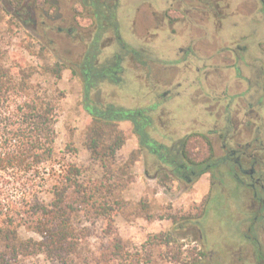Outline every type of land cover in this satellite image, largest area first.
Wrapping results in <instances>:
<instances>
[{
    "label": "flooded vegetation",
    "instance_id": "flooded-vegetation-1",
    "mask_svg": "<svg viewBox=\"0 0 264 264\" xmlns=\"http://www.w3.org/2000/svg\"><path fill=\"white\" fill-rule=\"evenodd\" d=\"M3 2L65 65L87 120L132 142L151 199L172 209L199 182L180 217L148 215L140 189L146 218L171 242L185 229L199 264H264V0Z\"/></svg>",
    "mask_w": 264,
    "mask_h": 264
},
{
    "label": "trees",
    "instance_id": "trees-1",
    "mask_svg": "<svg viewBox=\"0 0 264 264\" xmlns=\"http://www.w3.org/2000/svg\"><path fill=\"white\" fill-rule=\"evenodd\" d=\"M3 13L0 6V19ZM11 19L18 24V18ZM5 58L0 48V264H17L39 255L60 264H126L127 246L114 226V217L129 206L148 209L145 203L123 199L133 158L120 163L116 152L126 135L106 119L93 117L87 123L83 144L100 167V176L85 177V168L68 159L77 154L72 142H66L62 150L56 145L55 124L63 92L56 82L47 90L32 80L40 69L58 80L65 65L56 61L39 67L7 63ZM99 219L104 221L108 242L91 251L86 224ZM21 227L38 238L21 237ZM153 238L159 239L162 248L169 247L172 239L160 232L145 243ZM170 252L163 251L161 258L199 264L189 250L183 258L177 247L172 257H168Z\"/></svg>",
    "mask_w": 264,
    "mask_h": 264
},
{
    "label": "rangeland",
    "instance_id": "rangeland-1",
    "mask_svg": "<svg viewBox=\"0 0 264 264\" xmlns=\"http://www.w3.org/2000/svg\"><path fill=\"white\" fill-rule=\"evenodd\" d=\"M0 0V6L5 10L3 13V18L0 19V48L5 51L7 63L20 62L29 65L42 66L45 64H51L56 61V58L45 48L40 47V43L37 39V33L35 30L29 29L23 26L16 19V23H13L12 17H14L12 11ZM61 3V1H60ZM52 3L43 5V7L48 11H52ZM68 4V2H67ZM66 4V5H67ZM37 8V6H36ZM9 21V22H8ZM12 22V23H11ZM40 69L38 73L34 74L32 80L38 82L43 88L51 90L53 83L56 82V86L59 90L63 92V97L59 101V111L57 122L55 124L56 128V145L62 150L66 142H72L73 146L77 149V154L75 156H69L68 159L76 162L77 164L85 168L83 175L85 177L96 178L100 176V167L98 164L90 158L89 151L83 144V131L89 122L86 118V114L83 113L79 106V85L71 79L68 70H63L61 73V78L55 80L47 73H42ZM77 101V102H76ZM87 120V121H86ZM86 121V122H85ZM132 147V142L127 141L124 146L120 147L116 152V159L118 162H123L128 157V150ZM137 169V168H135ZM134 169V170H135ZM133 168L129 172V184L125 190H123V199L125 201H135L136 196L139 194L140 189L145 187V194H143V200H146L150 204V209L148 215H156L167 217L170 215H175L180 217L185 215L190 211V202L192 198H199V182L197 184V194L188 195L183 197L181 200L175 201L174 208L169 209V200L164 195H159L157 198H150L148 196L147 189L148 181L141 183H134L133 179ZM126 179V177H123ZM203 185H201V188ZM136 197V198H134ZM174 214H173V213ZM145 211L140 208L127 207L124 212L117 214L114 217V226L122 239V241L127 246L128 260L125 261L126 264H178L177 261L173 260H163L161 254L165 250H171L168 257H172L173 252L176 247L179 251H182L181 257L187 253L189 250L192 252L193 256L196 251V242L193 241L191 235L185 234L184 230L180 233H172L175 237V241L171 242L169 247L162 248L159 246L158 238H153L151 242H146L149 236H152L160 232H168V221L159 222L151 221V219L146 218ZM194 213V210H193ZM89 227V234L87 238L88 248L91 251L97 250L101 246L107 244V237L103 233L104 221L99 219L93 224H86ZM21 237L32 236L38 238L35 233L26 231L23 227L18 230ZM212 238H218L215 233L212 234ZM145 243V244H144ZM141 245H144L143 248ZM135 247L138 248V252H135ZM194 252V253H193ZM148 258V262L145 259ZM168 259V258H167ZM181 264V260L178 261ZM17 264H60L57 261L46 260L43 256L39 255L36 257L24 259Z\"/></svg>",
    "mask_w": 264,
    "mask_h": 264
},
{
    "label": "crops",
    "instance_id": "crops-1",
    "mask_svg": "<svg viewBox=\"0 0 264 264\" xmlns=\"http://www.w3.org/2000/svg\"><path fill=\"white\" fill-rule=\"evenodd\" d=\"M124 144H125V143H124ZM124 144H123L122 146H124ZM122 146H121V147H122ZM120 149H121V148H120ZM129 151H130V150H128V153H129ZM203 188H204V185H203ZM136 197H138V195H137ZM136 197H134V198H136ZM136 199H137V198H136Z\"/></svg>",
    "mask_w": 264,
    "mask_h": 264
}]
</instances>
